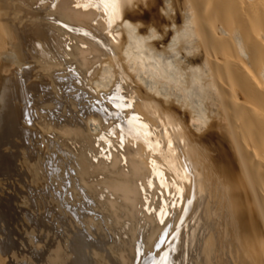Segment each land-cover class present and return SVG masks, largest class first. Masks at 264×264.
Instances as JSON below:
<instances>
[{
  "label": "bare ground",
  "instance_id": "6f19581e",
  "mask_svg": "<svg viewBox=\"0 0 264 264\" xmlns=\"http://www.w3.org/2000/svg\"><path fill=\"white\" fill-rule=\"evenodd\" d=\"M48 1L0 0V264L21 239V221L43 231L44 247L30 251L35 264L41 262L47 233L57 231L60 213L72 210L79 194L68 180L63 146L75 151L74 169L86 187L92 188L86 176L95 169L116 175L104 184L117 197L109 208L130 222L113 234L128 252L121 264H151L152 238L159 242L166 224L188 209L183 246L189 241V264H264V0H114L108 6L85 0L104 17L73 16L74 22L97 27L95 35L79 34L84 48L97 47L101 56L68 59L73 64L58 54L70 15L58 7L50 17ZM86 59L99 62L90 85L79 69ZM53 68L59 69L50 73ZM84 96L73 129L50 125L60 122L63 104ZM132 117L135 126L128 123ZM100 121L104 131L94 137L89 131ZM148 140L153 147L159 141V149L150 150ZM121 156L126 168L118 166ZM156 169L168 181L167 192ZM141 192L149 214L139 213ZM173 201L164 216L161 208ZM89 204L83 195L80 205ZM137 217L149 225L138 228ZM167 236L173 240L164 251L167 264H185L184 253L174 257L175 233ZM98 244L77 229L70 232V253L47 260L92 264L85 250Z\"/></svg>",
  "mask_w": 264,
  "mask_h": 264
},
{
  "label": "rangeland",
  "instance_id": "374dc122",
  "mask_svg": "<svg viewBox=\"0 0 264 264\" xmlns=\"http://www.w3.org/2000/svg\"><path fill=\"white\" fill-rule=\"evenodd\" d=\"M96 1V0H93ZM49 13L51 14L50 17H56L54 13L57 11L61 12V14L65 16L70 15V20H64L65 24L68 26V31L64 33V36L66 37L65 45L61 46L62 52H58L59 55H61L64 59V64H73L74 61L79 60L81 56L86 57H92V56H101V53L98 52L99 50L97 47H93V49L84 48L87 46L85 42L80 38L79 32L83 31L92 35H95L94 33H97V27L94 24H90V22L96 21V18L104 17L103 13H100L99 11H95L94 9L90 8L87 5V1L85 0H49ZM60 8L57 10V8ZM57 10V11H56ZM94 10V13H93ZM88 14V18L90 19V22L87 24H79L77 22H74L75 18L73 16H78L82 19H86V15ZM91 14V15H90ZM90 15V16H89ZM74 29H76L77 33L74 32ZM82 32V33H83ZM79 38V39H78ZM79 41V49L75 50L74 43ZM97 46V45H94ZM75 52V56H71L70 53ZM73 59L74 61H69L68 59ZM49 60H52V57H50ZM63 61V60H62ZM86 65L79 66V69L82 70V72H85V84L90 85L91 81L98 78V75L96 74L98 69V60L93 59H86L85 60ZM59 68H53L50 69L49 72L51 73L53 70H58ZM38 70V69H37ZM35 69V71H37ZM34 71V72H35ZM96 76V77H95ZM70 91V90H69ZM65 94H71L66 90H64ZM74 92V91H73ZM87 97H82L80 103L75 104L73 102H67L62 105L60 108L61 113V119L60 122H54L50 123V125H53L54 128L58 127L56 123L60 124L59 127L63 126L69 129H73L72 125V116H75L80 114L82 112V109L85 105ZM83 121V120H82ZM102 124L91 132L92 136L99 137L103 133L104 129V123L100 121ZM112 122L109 120L107 121V124H111ZM56 126V127H55ZM53 134V133H52ZM48 138H53L51 134ZM72 138V137H70ZM69 137H64L68 143L72 142V140ZM119 136H115L116 143L118 145L117 150L120 152V154L123 156V145L120 144L119 140H117ZM50 139V140H51ZM55 139V138H54ZM52 139V140H54ZM55 141V140H54ZM61 150L66 151L67 155L65 153L66 160L68 161V172H69V182L72 183V185L75 186L76 191L78 192V197L74 199L72 202V210H66L65 212L60 213L62 221L57 223L54 226V229L56 227V230H53L50 233H47V240L46 242L49 243V248L47 249L45 253V257L43 256V260L39 262L38 264H49L48 255L51 256L53 254L60 255L61 258L64 256V252L67 253V243L70 237V232L75 231L77 229H83L86 231V233L89 235V237L93 241H98V245H93L90 247H87L85 252L92 262V264H121V255H128V252L125 250L124 247H119L115 245L114 243V231L115 230H121L123 227L125 228V225L128 226L129 219L127 217H122L121 210L116 208H109L108 202L110 200H115L117 197L111 193V191L108 189L105 182L110 180V177H114L113 173H107L105 170H99L95 169L92 171L88 176H86V179L89 181V186L92 188H88L85 185H83L79 181V175L76 173L74 169L75 164V151L71 148H67L65 146L60 147ZM102 149H104V145L101 146ZM115 148V146H114ZM121 156L120 161L118 162V166H121L123 164V168H126L124 165V159ZM53 162L56 163L55 158L53 157ZM70 163V164H69ZM74 163V164H73ZM56 164H51L50 166H54ZM52 168V167H51ZM114 169V171H116ZM2 180L0 179V187L2 186ZM92 189V190H91ZM17 192H20L19 196H22L21 193H23V188L18 187ZM60 189H57L56 187L53 189V192H59ZM62 191V190H61ZM64 194L66 196H70L71 191L70 188L67 187V189L63 190ZM90 197V204L82 207L80 205L81 198L83 197ZM141 196L144 197V201L142 203L143 211L140 210L139 213H148V209L146 208L148 205L145 201V195L142 194ZM22 201V200H20ZM20 201L18 202V206L21 207ZM20 203V204H19ZM138 222H141L140 225H138V228L141 229L144 226L149 225V220L145 219L142 220V217H137ZM50 220V219H49ZM54 219H51V224L53 225ZM163 225H165V222L161 224V229L163 228ZM19 229L21 231V239L18 242V245L16 248L9 252L7 256H5V263L4 264H35L36 262L33 261L30 251L31 248H38L42 249L44 247V239L41 237L43 234V231L40 230H34L30 224H28L26 221H21L19 223ZM179 228V230H178ZM186 231H185V230ZM164 231L169 233L173 232L175 233V238L179 240V248L174 253L175 259H179L182 253H184L185 257V264H189V241L188 245L186 247L183 246V239H184V231L189 232V209L185 213L184 216L179 218V213L176 215L175 220L172 222H169L166 224ZM57 233V234H56ZM40 234V235H38ZM124 240H126L127 232L124 230ZM146 234V233H145ZM168 238L165 239V243L160 247L159 251L156 250V245L158 244V237L155 235L152 240L149 249L147 250V255L149 253H153L154 255H158L162 252H164L169 246L172 245L173 240H169ZM43 239V240H42ZM180 241H182V244L180 245ZM144 242L142 238H140V243L142 244ZM137 243V242H136ZM124 249V250H123ZM67 251V252H66ZM70 253V252H68ZM67 256H70V254H67ZM68 258V257H67ZM64 262H67V259H64Z\"/></svg>",
  "mask_w": 264,
  "mask_h": 264
},
{
  "label": "snow or ice",
  "instance_id": "6c2138e0",
  "mask_svg": "<svg viewBox=\"0 0 264 264\" xmlns=\"http://www.w3.org/2000/svg\"><path fill=\"white\" fill-rule=\"evenodd\" d=\"M110 2H114V0H100L101 5H103V6H108ZM118 99H119L118 97H111V98H110V102L115 101V100H118ZM115 106H116L118 109H121V110L125 107V105H123V104H119V103H117ZM136 122H137V118H136V117H132L131 120L128 121V123H130V125H132V126H135ZM140 127L146 129V128H147V125H143V124H141ZM137 134L139 135V134H141V133L137 132ZM143 135H144V136H147V137H150V136L152 135V133H150V132H144ZM147 143H148L149 146H150V150H158L159 147H160L159 141H156V142H155L154 147H153V142H152L151 140H148ZM155 174L157 175V178L161 180L160 187H161L162 189H164L165 192H167V191H168V181H167L166 179H163V172H161L159 169H156ZM149 186L151 187V184H150ZM177 191L179 192L180 190L177 189ZM169 206L175 207V206H176L175 201H173L171 204H165V205L161 208L160 212H161L164 216H167L168 213H167V210H166V209H167V207H169ZM160 222H161V223H164V220L161 219ZM166 236H167V232L165 231V232L162 234V236H161V238H160L158 244L156 245V250H157V251H159L160 247L165 243V237H166ZM147 259H148L149 261H151V264H167V261H168V254H167V252H164V253H162V254L160 255L159 259H156V258H155V255H154L153 253H149Z\"/></svg>",
  "mask_w": 264,
  "mask_h": 264
}]
</instances>
